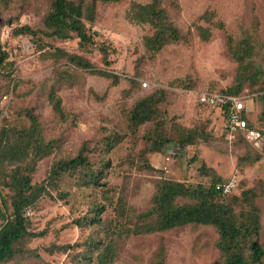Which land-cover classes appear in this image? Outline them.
Listing matches in <instances>:
<instances>
[{"label": "rangeland", "instance_id": "obj_1", "mask_svg": "<svg viewBox=\"0 0 264 264\" xmlns=\"http://www.w3.org/2000/svg\"><path fill=\"white\" fill-rule=\"evenodd\" d=\"M132 1L119 0L99 8L94 30L97 40L106 42L114 50L111 66L104 63L98 50L91 54L81 52L76 35L69 40L50 41L56 47L86 56L97 69L122 79L120 85L114 87L110 80L100 75L83 73L79 87L63 92L71 120L61 123L54 120L45 99L54 78L55 62L41 57L42 52L37 50L31 37L14 33L22 26H40L50 1L13 0L9 13L2 16L0 35L9 60L16 64L17 79L22 83L16 93L12 89L0 99L3 117L10 116L12 101L28 104L43 118L50 135L66 138L67 155L74 157L84 150L97 168L109 160L111 165L105 169L104 181L108 183L105 189L112 187L123 191L128 205L137 211L151 206L156 182L160 179L209 187L215 177L226 181L236 177L239 186L233 196L241 197L249 189H255L264 233V145L262 149H251V158L261 157L258 161L240 164L239 158L244 156L246 148L227 140V121L220 109L199 103L201 94L220 93L234 82L238 65L228 52L229 36L235 41L249 36L257 52L255 60L264 70V0H167L171 20L189 40L165 47L154 60L145 57L143 46L150 28L127 19ZM207 13L212 15L209 22L203 18ZM198 26L211 31L208 41L200 37ZM130 78L141 84V89L132 97L125 95L129 85L126 79ZM159 89L168 92V101L162 110L167 114L166 133L171 143L155 151L153 144L144 138L153 124L133 132L128 127L126 114L140 97ZM263 91L245 89L240 96L249 99L250 121L264 132ZM176 124L197 131L201 136L195 144L182 149L177 141L178 134L173 130ZM115 134L121 141L107 152L106 139ZM53 161L54 156H51L38 164L34 183L46 179ZM61 186L69 194L66 200L52 191V196H45L30 215L32 230L45 235L30 244L38 258L24 264H73L72 252L63 253L56 248L81 243L93 231L82 230L74 221L90 214L94 203L105 202L103 192L81 187L69 176ZM103 217L112 220L113 209L108 208ZM218 239L219 234L213 226L203 225L132 236L122 246L121 257L115 264H152L163 240L166 264H220Z\"/></svg>", "mask_w": 264, "mask_h": 264}, {"label": "trees", "instance_id": "obj_2", "mask_svg": "<svg viewBox=\"0 0 264 264\" xmlns=\"http://www.w3.org/2000/svg\"><path fill=\"white\" fill-rule=\"evenodd\" d=\"M49 1L48 11L40 26H22L14 33L31 37L37 50L42 52L41 57L55 62L54 78L45 99L54 120L63 123L71 120L63 92L79 87L83 73L100 75L110 80L114 87L120 85L122 79L111 72L97 69L86 56L68 52L50 41L69 40L76 35L81 52L91 54L98 50L103 55L104 63L111 66L110 57L114 50L106 42L97 40L94 29L99 8L119 0ZM12 4L13 0H0V26L2 16L9 13ZM203 18L209 22L212 15L207 13ZM127 19L133 24L150 28V33L143 39L145 57L148 59H156L169 45L189 40L188 35L171 20L167 0H148L146 3L134 0L128 9ZM197 29L203 40L211 38L208 28L198 26ZM227 44L229 55L238 66L233 84L220 93L240 96L245 89L251 92L264 90V70L255 60L257 52L249 36L238 41L229 36ZM9 58L0 35V99L9 95L12 89L16 93L22 83L17 79L16 64ZM126 81L129 85L125 95L132 97L141 89V84L134 78ZM261 99L264 105V93ZM167 101L168 92L159 89L140 97L126 114L128 127L133 132L146 124H153L152 129L144 133V138L153 144L155 151H161L171 143L166 133L167 114L162 110ZM218 109L227 121L226 109ZM3 113L4 109L0 108V264H24L38 258L30 244L45 233L32 230V220L27 211L37 209L45 196H52V191L57 192L60 199L66 200L69 194L62 189L61 183L68 176L73 177L81 187L101 190L105 201L94 203L90 214L74 221L82 230H93L85 241L56 248L63 253L72 252L73 264H115L121 257L122 246L132 236L166 233L188 225L213 226L216 229L219 234L216 246L221 255L220 264H264V233L260 209L255 202V189H249L241 197L223 196L216 185L227 181L220 176L215 177L209 187L160 179L156 182L151 206L137 211L128 205L123 191L112 187L105 189L108 187L104 181L105 169L111 165L109 160L103 161L97 168L84 150L74 157L67 155L66 138L50 135L43 118L28 104L12 101L10 116L3 117ZM245 118L249 121V127L255 128L250 117L246 115ZM173 130L178 134L177 141L182 149L195 144L201 136L197 131L178 124L174 125ZM106 140L105 150L108 152L121 141V137L115 134ZM230 143L246 148L244 156L239 158L240 164L253 163L261 158H251V149L256 148L242 132ZM51 156H54V161L48 176L42 182L34 183L38 164ZM108 208L114 211L112 220L103 217ZM166 256L163 240L152 264H166Z\"/></svg>", "mask_w": 264, "mask_h": 264}, {"label": "built area", "instance_id": "obj_3", "mask_svg": "<svg viewBox=\"0 0 264 264\" xmlns=\"http://www.w3.org/2000/svg\"><path fill=\"white\" fill-rule=\"evenodd\" d=\"M145 87L147 84L144 85ZM248 98L244 96H235L226 93H203L199 97L201 105L211 107L224 108L227 112V136L230 142L235 140L239 133H244L246 139L256 148L262 149L264 145V134L257 128H250L249 121L245 118L250 115L251 110L248 107ZM239 186L236 177L231 180L216 185L217 191L223 196L234 195ZM32 210L27 211V215H31Z\"/></svg>", "mask_w": 264, "mask_h": 264}]
</instances>
